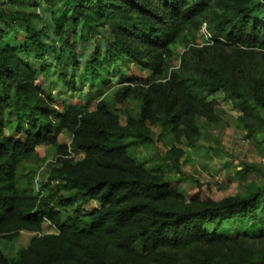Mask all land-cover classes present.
I'll return each mask as SVG.
<instances>
[{"label": "trees", "instance_id": "16d2710c", "mask_svg": "<svg viewBox=\"0 0 264 264\" xmlns=\"http://www.w3.org/2000/svg\"><path fill=\"white\" fill-rule=\"evenodd\" d=\"M28 1L49 13V22L39 29L24 13L0 10V239L11 241L22 232L33 236L14 256L0 251V264H215L205 248L233 240L243 221L264 218V185L244 198L169 207L165 203L174 195L167 180L127 151L130 138L152 140L131 116L122 126L114 105L104 99L90 110L66 102L59 109L36 81L40 74L56 75L62 86L78 93L84 84L90 90L108 85V79H100L107 67L124 85L116 95L123 103L135 88L127 70L148 68L153 79L139 96L141 125L160 105L169 116L177 101L174 92L184 101L218 91L233 97L240 91L217 69H208V80L181 76L200 57L190 37L206 24L216 44L264 48V5L240 0H215L211 8L203 0ZM17 21L23 22L22 34L13 31ZM52 34L57 39L50 45ZM89 38L95 44L88 56L77 54L74 45L92 42ZM179 48L184 50L182 71L170 66ZM243 95L258 113L252 123L242 121L244 127L264 135L262 89ZM61 132L68 134L69 145L58 142ZM42 145L56 154L45 179L62 193L47 191L43 183L33 191V177L21 173L22 160ZM70 150L83 157L74 161ZM92 202L99 208H82ZM45 222L56 233H43Z\"/></svg>", "mask_w": 264, "mask_h": 264}, {"label": "rangeland", "instance_id": "374dc122", "mask_svg": "<svg viewBox=\"0 0 264 264\" xmlns=\"http://www.w3.org/2000/svg\"><path fill=\"white\" fill-rule=\"evenodd\" d=\"M24 1L0 0V10L5 14H26L35 29L49 22V13L43 5L33 6L28 4V0ZM214 1L203 0V3L211 8ZM240 1L264 5V0ZM227 3L230 4L231 1ZM153 7L157 10L161 8L157 4ZM12 24L15 27L13 31L23 33L22 21ZM13 31L8 32L13 34ZM193 33L190 40L200 51V57L194 63L191 62V66L184 69L181 76L187 79L204 76L208 80V69L214 68L229 78L240 93L232 97L218 91L213 95L204 93L199 100L189 98L190 100L184 101L185 97L174 92L172 96L177 101L171 114L166 116L165 106L160 105L155 107L153 119L141 125L138 119L139 96L145 90V85L153 79L152 71L148 68L131 66L127 70V75L135 79L131 85V88H135H132V95L123 103L117 102L116 95L124 85L118 84L107 72V67H102L100 79H108V85L95 89L92 87L90 90L88 84H84L78 93L62 86V81L56 79V75L40 74L36 81L43 92H50L59 109L66 102L90 110L98 100L104 99L114 105L122 126H126L127 117L131 116L136 126L144 129L143 132H147L152 140L139 143L130 138L127 140V151L137 162L144 163L150 173L161 175L167 180L174 197L165 204L174 208L208 200L220 202L244 198L254 188L264 185V135L247 132L242 123L245 121L250 124L258 116L243 92L261 88L264 94V48L216 44L212 42L206 24H202ZM56 39L52 34L47 42L51 45ZM89 40L92 42L88 41L81 47L74 45L77 54L88 56L95 44L94 39ZM45 50L50 53L47 48ZM183 52L179 48L172 57L170 66L174 69L182 71L180 58ZM189 83L192 84L190 81ZM135 89L137 92L133 93ZM185 103H188L189 109ZM57 140L60 144L70 143L66 132L58 134ZM70 152L74 161L83 157L80 153ZM55 159V150L49 145H42L35 149L33 155L22 160L21 173L24 178L33 177V191L43 183L47 191L63 192L60 186L47 181L44 175ZM82 208L87 211L99 208V205L92 202ZM238 230V235L233 240L205 248L213 256L215 264H264V218L260 223L243 221ZM42 232L56 233V230L45 222ZM32 236L33 234L22 232L11 241L0 239V251L7 256H14L18 250L28 245Z\"/></svg>", "mask_w": 264, "mask_h": 264}, {"label": "crops", "instance_id": "0c3cea01", "mask_svg": "<svg viewBox=\"0 0 264 264\" xmlns=\"http://www.w3.org/2000/svg\"><path fill=\"white\" fill-rule=\"evenodd\" d=\"M56 79H57V77H56ZM43 91V90H42ZM49 94H50V92H49ZM51 95V94H50ZM30 234V233H29Z\"/></svg>", "mask_w": 264, "mask_h": 264}]
</instances>
